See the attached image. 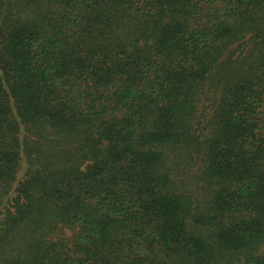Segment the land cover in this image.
Returning a JSON list of instances; mask_svg holds the SVG:
<instances>
[{
    "label": "trees",
    "instance_id": "obj_1",
    "mask_svg": "<svg viewBox=\"0 0 264 264\" xmlns=\"http://www.w3.org/2000/svg\"><path fill=\"white\" fill-rule=\"evenodd\" d=\"M0 264H264V0H0Z\"/></svg>",
    "mask_w": 264,
    "mask_h": 264
}]
</instances>
